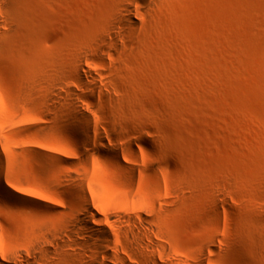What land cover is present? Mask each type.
<instances>
[{"label":"rangeland","instance_id":"obj_1","mask_svg":"<svg viewBox=\"0 0 264 264\" xmlns=\"http://www.w3.org/2000/svg\"><path fill=\"white\" fill-rule=\"evenodd\" d=\"M94 257L264 264V0H0V264Z\"/></svg>","mask_w":264,"mask_h":264},{"label":"bare ground","instance_id":"obj_2","mask_svg":"<svg viewBox=\"0 0 264 264\" xmlns=\"http://www.w3.org/2000/svg\"><path fill=\"white\" fill-rule=\"evenodd\" d=\"M232 3L234 4H239V0H230ZM196 139L199 143H204L203 139L199 136H196ZM138 145V144H136ZM6 190V189H5ZM3 194V193H2ZM11 196V195H10ZM84 212H87V208H85L84 206H79L77 207V216L76 219L79 222V225L84 226L87 225V221L86 219L83 217V219H80V215H82ZM87 223V224H86ZM106 232L105 231H100L98 239L97 240H103L105 237ZM75 238L73 239V237H71V240H73V243L79 245L83 250H89L91 251L93 254L98 253L99 251H107V247H103L101 244H95L90 242L91 240V235H89L88 232H84L83 230H78V232L75 233ZM52 241L47 242V245L49 243V245H51ZM91 264H98V261L96 260V257H94V259H92V261L90 262Z\"/></svg>","mask_w":264,"mask_h":264}]
</instances>
